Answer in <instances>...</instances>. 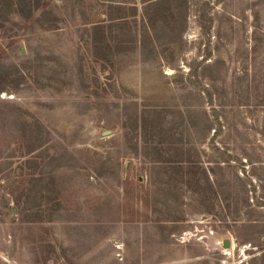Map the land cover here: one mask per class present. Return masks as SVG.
<instances>
[{"label": "rangeland", "instance_id": "rangeland-1", "mask_svg": "<svg viewBox=\"0 0 264 264\" xmlns=\"http://www.w3.org/2000/svg\"><path fill=\"white\" fill-rule=\"evenodd\" d=\"M149 1L0 0V264H264V0Z\"/></svg>", "mask_w": 264, "mask_h": 264}, {"label": "trees", "instance_id": "trees-1", "mask_svg": "<svg viewBox=\"0 0 264 264\" xmlns=\"http://www.w3.org/2000/svg\"><path fill=\"white\" fill-rule=\"evenodd\" d=\"M148 1L149 0H143V2L147 3V4L145 3L146 5H144V8H147L149 5H152V4L155 3V1H149V2ZM118 17H121V16H118ZM143 24H144V30H143V32H139V34L141 36V38H140V41H141L140 42L141 43L140 50H141V52H144V50H145L142 47V44H143L144 47L146 46V44H148L149 46H152V48H154V46L152 45V42H151V38H152L151 37V34H152V31H151V28H152V26H151V18H149V20H144ZM216 120H220V116L219 115L216 116Z\"/></svg>", "mask_w": 264, "mask_h": 264}, {"label": "water", "instance_id": "water-1", "mask_svg": "<svg viewBox=\"0 0 264 264\" xmlns=\"http://www.w3.org/2000/svg\"><path fill=\"white\" fill-rule=\"evenodd\" d=\"M218 243L224 249L231 248L232 245H233V242L231 240V237H229V236H223V237H221L220 239H218Z\"/></svg>", "mask_w": 264, "mask_h": 264}]
</instances>
